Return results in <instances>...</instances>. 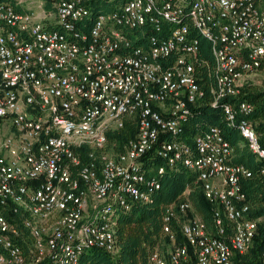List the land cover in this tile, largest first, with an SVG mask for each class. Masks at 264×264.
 Listing matches in <instances>:
<instances>
[{"label":"built area","instance_id":"obj_1","mask_svg":"<svg viewBox=\"0 0 264 264\" xmlns=\"http://www.w3.org/2000/svg\"><path fill=\"white\" fill-rule=\"evenodd\" d=\"M89 1L0 3V264H84L91 248L115 256L119 215L151 201L177 166L196 174L211 228L188 201L177 205L182 219L168 206L169 244L148 264H237L262 220L243 187L253 172L217 126L180 137L205 75L209 103L264 159L253 105L241 99L264 64V0H117L93 17ZM125 121L137 133L111 153L107 132Z\"/></svg>","mask_w":264,"mask_h":264},{"label":"trees","instance_id":"obj_2","mask_svg":"<svg viewBox=\"0 0 264 264\" xmlns=\"http://www.w3.org/2000/svg\"><path fill=\"white\" fill-rule=\"evenodd\" d=\"M14 2V0H0ZM89 9L91 17L98 13L114 9L117 0H90ZM203 57L211 61L209 43L201 39ZM264 67V64L260 67ZM205 97L203 101L193 108V113L184 126L181 139L190 141L194 135L201 134L209 126L221 129L224 138L234 149L233 161L252 170L253 175L243 181V187L250 205V216L261 218L251 248L244 254H237L234 259L237 264H261L264 253V174L259 169L264 164L263 158L256 156L249 150L245 141L236 129L227 125L220 105L212 106L209 91V80L203 75ZM241 99L253 105L249 116L252 121L259 142L264 148V87L248 82L242 91ZM137 124L134 121H125L124 126L118 130L107 132L108 144L106 149L111 153L122 151L124 144L135 137ZM88 147L82 149L85 157ZM162 164L159 158L145 163L147 173H152L154 167ZM160 187L152 196L151 201L143 204H134L131 209L121 213L117 219L116 238L119 251L115 256L107 252L91 248L81 256L84 264H148V255L155 248L164 251L169 244L168 237L163 234V217L168 206L173 205L179 219L184 215L179 212L177 205L186 200L191 204V212L199 215L211 228V204L205 199L200 183L196 181V174L184 167L177 166L173 169L166 168L159 176ZM187 191V193H185ZM185 193V194H184ZM171 228L176 235L177 243L184 242L179 233V223L172 219Z\"/></svg>","mask_w":264,"mask_h":264},{"label":"rangeland","instance_id":"obj_3","mask_svg":"<svg viewBox=\"0 0 264 264\" xmlns=\"http://www.w3.org/2000/svg\"><path fill=\"white\" fill-rule=\"evenodd\" d=\"M249 82L264 87V67Z\"/></svg>","mask_w":264,"mask_h":264}]
</instances>
